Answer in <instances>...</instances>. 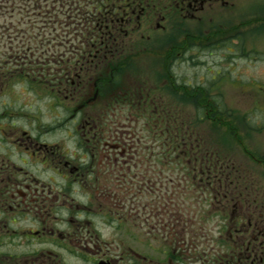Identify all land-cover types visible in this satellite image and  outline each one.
Here are the masks:
<instances>
[{"label": "flooded vegetation", "instance_id": "flooded-vegetation-1", "mask_svg": "<svg viewBox=\"0 0 264 264\" xmlns=\"http://www.w3.org/2000/svg\"><path fill=\"white\" fill-rule=\"evenodd\" d=\"M94 10L0 41V264H264V0Z\"/></svg>", "mask_w": 264, "mask_h": 264}, {"label": "rangeland", "instance_id": "rangeland-1", "mask_svg": "<svg viewBox=\"0 0 264 264\" xmlns=\"http://www.w3.org/2000/svg\"><path fill=\"white\" fill-rule=\"evenodd\" d=\"M87 1L93 2L92 0H0V41L2 40L5 46L11 41H23L27 46L31 44L45 61L50 52L54 51L56 61L54 67L57 71L61 67L63 58L62 44L67 24L79 18L76 13H81L79 10L87 5ZM90 14L86 16L92 20L93 14ZM50 42H53L55 47L48 51ZM5 50L11 52L15 49H6L0 42V52ZM259 144L258 151L261 153L264 150V142L261 141ZM124 242L119 241L120 249L126 247ZM141 242L135 241L134 247L143 248Z\"/></svg>", "mask_w": 264, "mask_h": 264}]
</instances>
